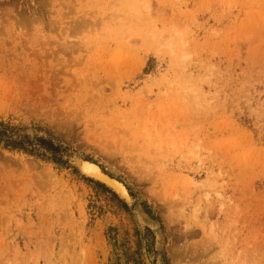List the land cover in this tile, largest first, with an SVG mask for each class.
<instances>
[{
    "label": "rangeland",
    "instance_id": "1",
    "mask_svg": "<svg viewBox=\"0 0 264 264\" xmlns=\"http://www.w3.org/2000/svg\"><path fill=\"white\" fill-rule=\"evenodd\" d=\"M0 130V264H264V0H0Z\"/></svg>",
    "mask_w": 264,
    "mask_h": 264
},
{
    "label": "water",
    "instance_id": "2",
    "mask_svg": "<svg viewBox=\"0 0 264 264\" xmlns=\"http://www.w3.org/2000/svg\"><path fill=\"white\" fill-rule=\"evenodd\" d=\"M60 156L65 161V163L69 167L73 168L80 176L86 179H90L99 184H102L107 189H109L114 195H116V197L120 201H122L128 208H130L134 216V219L138 224L139 229L143 231L145 228H149L153 232L154 235L153 248L157 252L159 251L160 236L157 231V225L142 214V212L138 207V198L130 192L125 182L119 180L114 174L103 170L98 162H94L92 160L86 159L79 154L60 152ZM89 166L95 167L98 170L101 177L99 175H95ZM111 181L116 182L117 185L119 184L122 187L123 191H121L122 189H118L115 186V183L112 184ZM150 240L151 239L148 240V243H150ZM144 256H145L146 264H151L149 260L154 257L153 251L149 252L148 254H145ZM159 263H160V256L159 253H157L156 264Z\"/></svg>",
    "mask_w": 264,
    "mask_h": 264
},
{
    "label": "trees",
    "instance_id": "3",
    "mask_svg": "<svg viewBox=\"0 0 264 264\" xmlns=\"http://www.w3.org/2000/svg\"><path fill=\"white\" fill-rule=\"evenodd\" d=\"M4 141V145L6 146H10L13 149H18V150H22L24 152L27 153H33L34 151V147L33 145L37 144V140H39L38 146L41 148H45L46 150L50 151L52 154H58V151H60L62 149V146L59 143H53L54 144V150L49 149L45 143L46 141L43 138L37 137L36 139H34V141L32 140V142L29 143V145H23L24 142L23 140L20 139H12L10 135H7V133H5V131L0 130V141ZM52 144V140H47ZM54 161H56V163H61L59 158L54 159Z\"/></svg>",
    "mask_w": 264,
    "mask_h": 264
},
{
    "label": "crops",
    "instance_id": "4",
    "mask_svg": "<svg viewBox=\"0 0 264 264\" xmlns=\"http://www.w3.org/2000/svg\"><path fill=\"white\" fill-rule=\"evenodd\" d=\"M53 203H55V200L52 199V197H50V198L48 199V204H49V206L52 207Z\"/></svg>",
    "mask_w": 264,
    "mask_h": 264
},
{
    "label": "bare ground",
    "instance_id": "5",
    "mask_svg": "<svg viewBox=\"0 0 264 264\" xmlns=\"http://www.w3.org/2000/svg\"><path fill=\"white\" fill-rule=\"evenodd\" d=\"M127 1H128V0H127ZM130 1H131V0H130ZM133 7L136 8V6H134V5H133ZM133 7H132V8H133ZM135 8L133 9L134 11H136ZM89 167H90V166H89ZM91 170H92V172H93L94 174H96L97 170H96L95 168L93 169V166H92ZM98 173H99V172H98Z\"/></svg>",
    "mask_w": 264,
    "mask_h": 264
}]
</instances>
